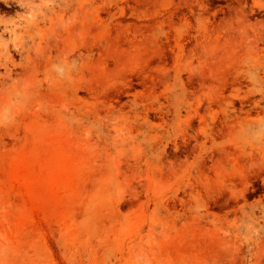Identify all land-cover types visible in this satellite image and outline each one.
Listing matches in <instances>:
<instances>
[{
    "label": "rangeland",
    "instance_id": "1",
    "mask_svg": "<svg viewBox=\"0 0 264 264\" xmlns=\"http://www.w3.org/2000/svg\"><path fill=\"white\" fill-rule=\"evenodd\" d=\"M0 264H264V0H0Z\"/></svg>",
    "mask_w": 264,
    "mask_h": 264
}]
</instances>
